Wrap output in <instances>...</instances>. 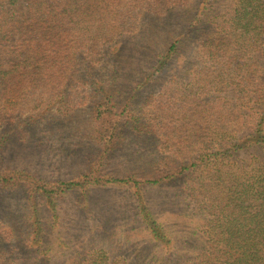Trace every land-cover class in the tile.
<instances>
[{
	"label": "trees",
	"instance_id": "16d2710c",
	"mask_svg": "<svg viewBox=\"0 0 264 264\" xmlns=\"http://www.w3.org/2000/svg\"><path fill=\"white\" fill-rule=\"evenodd\" d=\"M193 3L196 11L182 21L181 37L157 55L151 69L152 75L163 74L182 59L189 41H196L200 59L190 68V79L182 85L173 82L168 91L177 89L176 94L163 95L166 99L159 102L151 96L138 111L95 101L101 146L97 166L115 152L126 126L158 138L160 153L150 166L155 179L147 183L183 181L186 198L201 217V247L178 260L264 264V0H0V49H5L0 51V112L11 116L19 107L23 112L56 104L69 114L71 107L84 106L76 96L87 88L82 73L89 76L105 52H118L127 35L147 30L149 20L177 19ZM8 57L12 67L6 70ZM15 172L0 171L1 190L26 182L32 194H57L94 181L103 184L89 181V174L47 182ZM144 218L160 247L167 238L162 224L151 212ZM169 252L162 249L140 264H179ZM44 257L35 264H48L51 259ZM17 258L11 249H0V264H25ZM76 260L136 264L104 250L78 254Z\"/></svg>",
	"mask_w": 264,
	"mask_h": 264
},
{
	"label": "rangeland",
	"instance_id": "374dc122",
	"mask_svg": "<svg viewBox=\"0 0 264 264\" xmlns=\"http://www.w3.org/2000/svg\"><path fill=\"white\" fill-rule=\"evenodd\" d=\"M187 7L192 10L183 9L177 19L149 20L148 31L127 35L118 52H105L89 76L82 73L87 88L76 96L80 104L86 102L84 106L71 107L69 114L60 112L56 104L23 112L19 107L11 116L0 112V171H16L47 182L73 181L89 174V181L103 183L94 181L57 194H32L26 182L0 189V249H11L18 255V263L35 264L37 257L47 255L51 259L48 264H78V254L83 257L104 250L140 264L163 249L173 252L175 262L183 264L186 259L178 257L201 247V217L196 204L186 198L185 183H147L155 179L150 166L160 153L158 138L154 141L126 126L115 152L98 167L99 126L93 120L95 101L108 100L138 111L151 96L159 102L166 99L163 95L176 94L177 89L168 91L173 82H188L190 68L200 59L196 41H189L182 59L170 63L163 74H151L157 55L181 37L182 21L195 13V3ZM19 10L25 12L23 5ZM3 66L6 70L12 67L10 57ZM125 178L134 181L104 182ZM146 211L162 224L167 238L161 248L152 241L145 224Z\"/></svg>",
	"mask_w": 264,
	"mask_h": 264
}]
</instances>
